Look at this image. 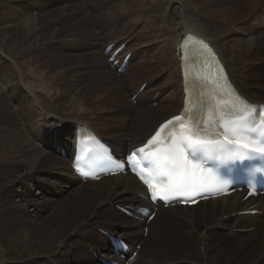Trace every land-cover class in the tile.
<instances>
[{
  "label": "bare ground",
  "instance_id": "bare-ground-1",
  "mask_svg": "<svg viewBox=\"0 0 264 264\" xmlns=\"http://www.w3.org/2000/svg\"><path fill=\"white\" fill-rule=\"evenodd\" d=\"M12 1L15 2V0ZM16 1L17 3L15 5L14 2H12L14 9L18 10L17 12L12 13L13 20H11V15L8 14L10 15L9 17H11L10 20L12 22L10 26L12 27L11 29L17 32L23 31L24 34H20V37L25 41L23 42L24 46L22 48L15 46L7 53L9 55L12 54L16 59H20L21 63H23L22 66L30 72V68L25 64L30 58L24 56L30 54L31 51L29 52V50L33 41L37 43V40H35L37 37L35 33L38 20L37 17L44 15L48 12V9L53 10L54 3L50 0L42 2L39 0V13L36 17L32 12L33 6L30 8V5L23 3L22 0ZM30 1L33 3L32 0ZM108 1L109 0H106V3H108ZM146 1L152 3L159 1L161 3L165 2L167 4L166 12L169 19L167 22L168 24L166 23L167 30H165L163 37L160 40L156 37V41H159L160 44V57L157 55L159 60L155 63V66L153 65L146 73L150 74L151 72L158 70L156 74H152L153 76L158 77L165 73L168 66H171V76L170 78L168 77V81L162 82L164 84L159 86L157 90L160 92L159 96L154 98L152 102L155 103L156 101V105L163 101L172 103L171 99L173 96L170 92L172 86L173 90L177 91L176 94L179 101L173 107H160L163 108L161 110H158L159 107H155L148 108L145 111H136L137 116L135 120L134 115L136 112L133 113V105H129L124 109L122 108V110H116L117 108H115V106H118L117 101L119 100V98L114 95L119 86L117 79L118 77L127 76L128 72L133 69V63L130 64L123 73H113L108 58L115 49L121 45H125L126 49L124 50L123 56L131 54L133 57L132 60L135 59V50H137V48L133 47L134 49H132L128 40L119 43L113 48L112 52L106 55L104 54V49L115 41L107 43L103 47L101 54L96 55L98 67L94 62L95 60L90 61V65H88L90 68L96 69L93 72L94 74L92 77L101 82V87L98 86L96 91L93 90L94 95L88 98L86 102L94 105H97V103H104L103 108L100 105V110H96L97 112H93L91 113L92 116H89L92 119H101L107 123L109 122L113 124V126L117 128L116 135L119 134L118 137L120 138H125L128 129V122L134 120L133 126L137 123L141 128L136 133L138 134L136 135L137 137L132 138L130 147L126 145L127 143L114 142L103 137L100 128L92 121L87 120L86 118L88 117L85 118V116L81 114V111L80 113L77 110L76 112H70V114H64L63 112V114L59 115L52 114L50 109L53 106V103H51L52 100L48 98L42 99L41 103H38L36 100L42 110L38 109L34 114L26 111L24 114L20 106H16L10 110L7 102V94H5L6 88L12 87L16 89L19 87L16 86V83H21L25 85L20 86L24 88L25 94L29 92L35 97L31 90L37 85V82L34 80V78H36L34 74L38 71H31L27 74L32 80L25 81L24 77L26 76H21L20 74L18 76L13 72H10V69H7L9 66L7 60L0 59V264H103L101 262L102 260H107L109 262L115 261L118 264H141L143 262L147 264H264V196L258 195L256 198L249 197L243 199L242 193L235 192L221 199L200 201L195 206L175 205L173 207L164 208L161 205L154 206L148 200H145L142 197V195H145L144 187L133 175L128 173L102 177L99 180V183L109 182L110 184L93 188L90 196L95 207L88 215L79 216L77 218L78 221L73 224V226L67 227L62 225L65 223L64 222L58 226L52 228L49 227L47 236L36 240L35 244L33 240L30 241L27 234L21 237L22 234L29 232L27 231L29 229V224L31 226L37 225L40 222V219H38L39 215H47L51 206H53L55 202L62 200L67 193L72 190L77 191L78 188L80 189L88 183H95V181H80L74 175L71 168L75 140L78 134L81 135V132L77 133L79 126H87L93 130V134H96L104 143L111 147L116 154H128L133 149L142 146L162 122L180 114L190 99L192 101L189 102L188 108L198 121L201 120L203 111L206 108L210 111L214 110L215 103L213 100H217L219 95L213 94L212 87L203 83H198L197 87H192L190 84L188 86V83L185 81L186 77L190 80V76H193L190 63L194 59H187L186 57V53L184 52L185 47L181 46L184 37L188 39L187 44L194 42L191 38L192 35L208 42L214 48L223 64L225 71L235 88V90L233 89L234 93L238 94L239 97L247 99L254 105L259 103L264 104V96L262 95L264 90L261 89L260 86L252 84L255 82L259 83L262 79L260 71L264 70L262 69V66L264 65V51L258 48L256 43L258 37H255V32H257L259 28H264V18L263 16H258L255 19L253 18L255 13L260 12V7H264V0H241V6H238V8L236 7L237 9L234 12L227 8L226 11L222 10L224 6L227 7V5L229 6L230 4L226 2L227 0H222V3L220 4L221 11L215 13L211 10L212 8H208L205 10V13H203L204 17L200 16V18L197 17L198 15L195 11L192 9L190 10L187 6L185 7L177 0ZM202 1L203 0H201V2ZM77 2H79V6L81 7H85V5L88 4L93 8L92 0H77ZM231 2H235L236 5L239 4L236 0H232ZM204 3L211 4L210 0H204ZM71 4L73 3H70V5ZM32 5L36 6L35 4ZM193 5L194 3H192V6ZM117 6L119 5H116V7ZM17 7L19 8L17 9ZM62 7L64 8V6ZM231 7H233V4ZM231 7L230 9H232ZM147 8L148 7L146 6V9ZM244 8L250 9V12L246 14ZM106 10H108V6L106 7ZM142 12H145V9ZM151 12L152 11L150 10V15ZM86 13H88V11ZM5 14L2 16L5 17ZM145 14L146 13H144V15ZM6 17L8 18V16ZM148 17L147 13L144 16V19H142L145 21ZM208 18H213L215 21V25H213L215 30H208L206 24L203 23L206 22V20H209ZM3 19L4 18L1 20ZM56 20L57 18L55 21ZM9 21L7 19V23H9ZM130 21L133 22L132 17ZM244 23H246L245 30L242 27ZM239 30H243L242 34H244V31L248 34L243 40L246 42V46L254 51L252 55L259 65L257 68V72L260 73L259 77L255 75L254 68L248 63L246 55L241 49L243 46L238 44V39H240L238 35V33H240ZM86 34L88 33L86 32ZM76 39H78V37ZM81 39L82 37L80 40ZM88 39L92 38H87V40ZM50 40L51 39H49V41ZM72 41L74 40L72 39ZM227 45L229 46L231 56L238 60V68H236V64L235 69H232V65L229 61L230 59H226V56L223 54V47ZM166 47L168 49H166ZM138 49H140V47H138ZM0 55L2 56L1 53ZM182 55L183 59L181 58ZM139 60H141V63L144 62L146 58L142 56ZM153 60L154 59H152V61ZM12 63L13 61L10 60V65ZM84 66H86L87 69V65ZM55 73H58L57 76L60 78L67 74L65 71ZM38 74L39 73H37V77ZM41 75L44 77L46 72L41 71ZM53 76L54 75H52V78ZM236 76L241 78L240 81L236 82L232 78ZM253 76H256L257 78L248 80L244 79V77L251 78ZM191 83L194 84L193 82ZM1 84H4V86ZM95 84L98 85V83ZM140 86L141 85L138 86L134 93L137 94ZM41 87L42 88L39 89L41 96L48 97L50 93L46 90L47 88H43V85ZM29 88H31V90ZM191 88L192 92H190ZM242 89H246V92L243 93ZM33 91L36 92L35 90ZM103 91L105 92L104 95H102ZM108 91L110 92V95L113 96L112 98L114 99V102L111 101L112 98L109 99L107 97L106 93ZM149 92L150 88L146 85L142 92L137 94L136 101L146 102V94ZM79 93L75 95H79ZM179 93L181 95H179ZM27 95L28 94L25 96L28 97ZM36 95L38 97L37 93ZM14 96L15 95H12L11 100ZM65 96L64 98H66ZM22 97L23 95H16L15 99L20 101L22 100ZM107 98L108 100H106ZM194 99H197L199 104L194 102ZM38 100L40 101L39 97ZM83 101L84 99L80 102L82 103ZM106 101L111 102L112 106L107 105L105 103ZM73 105L75 104H72V106ZM97 107L99 106L97 105ZM139 108L140 107L138 106V109ZM120 111L122 112L119 113ZM151 111H156L157 113L151 115ZM108 113H112V116H104ZM167 113L170 114L164 116ZM161 115L165 117L163 118L164 120L161 119L163 117ZM157 120L158 122L146 136L139 135L144 131L142 130L143 128L151 125L153 122L155 123ZM77 122L84 123L85 125ZM111 136L113 135H110V137ZM138 138H142V141ZM62 151H65L68 155L63 157L59 154ZM142 207L147 208L150 211V214L155 213L150 221H148V218L140 217L134 213L135 209ZM189 208H193V210ZM195 209H197V215L193 212ZM253 211H257L258 214H250V212ZM162 212L163 217L158 219H164L163 222L160 221L161 226H165L167 223L169 224L166 225V230L163 232V236H161L159 241L156 242L157 246L150 245L151 250L156 252V256H151L149 250L144 248V245L146 241L149 240L150 229L155 225L154 220L157 216L161 215ZM13 216L17 217L15 218ZM18 224H25V226L20 229L19 235L16 238L14 237V239L10 240L9 226H15ZM205 224H207L205 228L201 229V225ZM209 232L224 234L213 235L209 234ZM106 235H112L121 239L130 248V252L126 255L124 260L113 253L112 245ZM214 236H218L217 239H213ZM151 243H153V240ZM134 252H136V256H133ZM94 254L97 255L96 260L93 256Z\"/></svg>",
  "mask_w": 264,
  "mask_h": 264
},
{
  "label": "rangeland",
  "instance_id": "rangeland-1",
  "mask_svg": "<svg viewBox=\"0 0 264 264\" xmlns=\"http://www.w3.org/2000/svg\"><path fill=\"white\" fill-rule=\"evenodd\" d=\"M32 1H33V3L30 0L29 1L22 0L23 3L30 5V8L33 6L32 12L37 17V15L39 13V8H38L39 7V0H38V2H37V0L36 1L32 0ZM42 1H45V0H40V2H42ZM50 1H52L54 3L53 10L48 9L47 10L48 12H46L44 15H40L39 17H37L38 18V20H37V27L38 28L36 27V29H35L36 32L34 31L37 35V37L35 38V40H37V43L35 41H33V44L31 45L30 50H29V52L31 51L30 54L24 56V57L30 58V60L25 63L27 65V67L30 68V72L31 71H34V72L38 71L37 73H39L38 74L39 78L37 77V73L34 74L36 76V78H34V80L37 82L36 83L37 85H35L33 87V90H35L36 92H34L33 90H31V88H29L31 90V92L35 95L36 98L33 97L29 92L26 93V94H28L27 95L28 97H26L24 88L20 87L22 85L23 86H25V85L21 84V83H16V86H19L18 88L15 89L12 87H7L5 90L6 91L5 94H7V102H8L9 107H10L9 109L12 110L14 107L20 106L21 109L23 110L24 114H25V111L34 114L38 109L42 110L40 108V106L37 104V101H38V103L39 102L41 103L42 99L48 98V99H51L52 100L51 103H53V106L50 109V112L52 114H54V115L55 114L59 115V114H63V113L64 114L65 113L70 114V112H76L77 110L80 113V111H81V114L84 115L85 118L88 117V118H86L87 120L92 121L95 125H97L100 128V131H101V134L103 137L108 138L109 140L114 141V142H123L125 144L127 143L126 145L128 147H130L131 142H132V138L137 137L136 135H138V134H136V133L141 128L137 123L133 126L134 120L136 119L138 111H145L148 108H155V107H159L158 110H161L163 108H160V107H166V106L173 107L179 101L177 94H176L177 91H174L173 86H172L171 91H170L171 95L173 96L171 99L172 103H167V102L163 101L160 104L156 105L157 104L156 101H155V103L152 102L154 98L159 96L160 92L157 90H158L159 86L164 84L162 82H166L169 80V78L171 76V71H170L171 66H168L165 73L163 75L158 76V77H155L152 75L153 73L156 74L158 70L155 72H151L150 74L146 73L147 71H149L151 69V67L153 65L155 66V63L159 60V58H157L158 57L157 55H159V57H160V47H159L160 44H159V41L158 42L156 41V39L158 38V40H160L163 37V35L165 34V30H167L166 29L167 24H168L167 22L169 20L167 12H166L167 11L166 10L167 4L165 2L161 3L160 1L152 3V2L146 1V0H109L108 3H106V0H92V7L93 8H91V5H88V4L85 5V7L79 6V2H77V0H75V1L74 0H50ZM177 1H179L185 7L186 6H187V8L189 7L190 10L192 9L193 11H195L198 15L197 16L198 18H200V16L204 17L203 13H205V10L208 8H212L211 10L215 13L221 11L220 4L222 3V0H210L211 4L204 3V0L202 2H201V0H177ZM182 1L183 2L185 1V2L183 3ZM188 1H189V3H188ZM231 1L227 0L226 2H228V4L232 3L233 7H231L232 4L231 5L229 4V6L227 5V7L224 6L222 10L226 11L228 9V10H232L234 12L238 8V6H241V0H236L239 3L238 5H236L235 2L233 3ZM1 2H2V4H1ZM12 2H14V1H12V0H8V1L7 0L6 1L0 0V17L3 14H5L6 11L7 12L5 15L8 16V18L6 16H5L6 17L5 18V17H3L4 16L3 15L0 18V39H3V40L5 39L4 40L5 42L3 40H0V42H1L0 43V53L2 54V56L0 55V59H6L7 60V64L9 65L7 67V69H10V72H13L15 75H18V76H19V74L21 76H26V77H24L25 81L26 80L29 81V80H32L31 77L27 76V74H29L30 72H28L26 70V68L24 66H22L23 63H21L20 59H16L12 56V54L9 55L7 53L10 51V49L12 47L18 46L19 48H22L24 46L23 42L25 41L24 39H22V37H20V34H22V35L24 34L23 31L17 32L15 30L11 29L12 28L10 26L12 23L11 20H13L12 13H15L18 11L16 9H14V6H12L13 5ZM16 3H17V1L15 0L14 5ZM37 3H38V5H37ZM70 3H73V4L70 5ZM74 3H75V5H74ZM142 3H144V4H142ZM186 3H188V4H186ZM192 3H194L193 6H192ZM195 3H197V4H195ZM32 4H35L36 6H34ZM189 4L191 7L189 6ZM203 4H205V5H203ZM116 5H119V6L116 7ZM22 6H20V7H22ZM60 6L61 7L64 6V8L63 7L61 8ZM107 6H108V10H106ZM146 6L148 7L147 9H146ZM9 7L11 8V10ZM114 7L116 10L114 9ZM230 7L232 9H230ZM18 8L19 7H17V9ZM2 9H3V11H2ZM144 9H145V12H142V11H144ZM244 9H245L246 14H248L250 12V9H246V8H244ZM4 10H6V11H4ZM57 10H59V11H57ZM86 10L88 11V13H86L87 12ZM150 10L152 11L151 15L149 14ZM202 10H204V11H202ZM9 12H11V13H9ZM73 12H75V13H73ZM82 13H83V15L84 14L85 15L83 16ZM144 13H146V14L148 13V16H149L147 18V20H145V21L143 20L144 16L146 15V14L144 15ZM258 13L254 14V16H253L254 19L257 18L258 16H263V18H264V7H260V12H258ZM8 14L11 15V17H12L11 20H10L11 17H9L10 15H8ZM141 14H143V15H141ZM63 15H64V17H63ZM105 15H108V16H105ZM61 16H62V18H61ZM103 16H104V18H103ZM131 17H132L133 22L130 21ZM2 18L5 19V20L3 19L5 22L3 20H1ZM56 18H57V20L55 21ZM102 18H103V20H102ZM7 19H8V21L10 20L9 23H7ZM208 19L209 20H206V22H203V23L206 24V27L208 30H215L214 26H213V25H215L214 24L215 21L213 20V18H208ZM254 19H252V20H254ZM134 21H135V23H134ZM207 22H208V24H207ZM5 23H7L8 25ZM237 25H240V24H237ZM86 26L88 27V29ZM242 27L245 30L246 29V23H244V25ZM49 28L51 29V32H50ZM86 32L90 35L86 34ZM239 32L240 33H238V35H239L240 39H238L239 40L238 44H241L243 46V48H241V49L244 51L248 63L254 68L255 75L259 77L260 73L257 72V68L259 67V65L257 64L256 60L254 59V56L252 55L254 51L252 49H249L245 44L246 42L243 40L244 38H246V36L248 34L246 31H244V34H242L243 30H239ZM51 33H54L55 35L51 34ZM144 33H146V34H144ZM255 33H256L255 37H258V39L256 41L258 48L261 49L262 51H264V28L263 27L259 28L258 31ZM85 34H86L87 38H92V39L87 40V38L85 37ZM2 35H4V36H2ZM51 36H53L54 38ZM77 37H78V39H76ZM81 37H82V39L80 40ZM83 38L84 39L86 38V39L84 40ZM49 39H51V40L49 41ZM72 39L74 41H72ZM126 40L129 41L132 49L137 48V50H135L136 54L134 52L135 59L132 60L133 57L131 55V63H130V64L133 63V69L135 71L132 69L130 72H128L127 76L118 77L117 82H118L119 86L117 87V89H116L117 91H115L114 95H116L117 98H119V100L117 101L118 106H115V108H117L116 110H122V108L124 109V108L128 107L129 105H133V107H134L133 113L136 111L137 112L134 115V120H130L128 122V125H127L128 129H127V134H126L125 138H120V137H118L119 134L116 135L117 128H115L113 126V124H111L109 122L107 123L106 121H103L101 119H95V118L92 119L90 117V116H92L91 113H93V112L95 113L98 110H100L101 106L103 108L104 103H97V105L99 106V107H97L96 104L95 105L94 104H88L86 102L88 98H90L94 95V91H96V88L98 86L101 87V82L98 81L96 78L92 77V75L94 74L93 72L96 69H92L88 65H90V61L95 60L94 62L96 64V66L98 67V61L96 59V55L101 54L103 47L107 43H109L111 41L112 42L115 41L114 42V44H115L114 48H115L119 43L124 42ZM61 41H63V42H61ZM4 44L6 45V49H5ZM128 44H127V46H128ZM138 47H140V49H138ZM166 49H168V48L166 47ZM155 50H156V53H155ZM157 51H158V53H157ZM123 53H124V51L122 52V55H123ZM223 54L226 56V59H228V58L230 59V60L229 59L228 60L230 61L231 65H232L231 66L232 69H235L236 64H237L236 68L239 67L238 60L235 57L231 56L228 45L223 47ZM80 55H81V57H80ZM142 56H144L146 58V60L144 62L140 63L141 60H139V58ZM152 59H154V60L152 61ZM10 60L13 61V63L11 65H10ZM84 65H87V69H86V66H84ZM262 69H264V65L262 66ZM66 70L69 72H67ZM41 71L46 72V75L44 77H42ZM59 71H65L67 74L63 75V77L60 78L59 76H57L58 73H55V72H59ZM81 71H84V72H81ZM112 71H113V73H117V72H115L114 69H112ZM169 71H170V74H169ZM260 72H261V76H262V79L259 81L260 84L258 82L257 83L255 82L252 84H256L257 86H260V88L264 90V70L260 71ZM52 75H54L53 78H52ZM256 76H253L251 78H245L244 77V79L248 80V79L257 78ZM232 78L236 82L240 81V79H241L239 76L232 77ZM81 83H83V84H81ZM95 83H98V85H96ZM1 85L4 86V84H1ZM40 85L41 86L43 85V88H45V89L47 88L46 90L50 93L48 95V97L41 96V94L39 93V89L42 87ZM139 85H145V86L147 85L150 88V92L148 94H146L147 95L145 98L146 102H144V101L143 102H137L136 98H134V96H136L138 93H141L139 90L137 91V94L134 93L137 90ZM65 90H68V91H65ZM92 91H93V93H92ZM242 91H243V93H245L246 89H242ZM36 93L38 94L40 101L38 100ZM77 93H79V95H75ZM104 94H105V92L103 91L102 95H104ZM12 95H15V96L16 95H23V97H22V100H20V101L16 100L15 96L11 100ZM106 95L109 99L113 97L110 95L109 91L106 93ZM179 95H181V94L179 93ZM262 95L264 96V92H262ZM50 96H51V98H50ZM64 96L66 98H64ZM40 97H42V98H40ZM82 98L84 99V101H83L84 103L80 102L83 100ZM108 98L106 100H108ZM76 99L77 100L79 99L78 100L79 102ZM64 100H65V102H64ZM111 101L114 102V99L112 98ZM70 103L75 104V105H73L74 108H73L72 104H70ZM105 103L109 106L111 105V102L106 101ZM78 104L80 105V107ZM69 105H71V106H69ZM84 105H86V106H84ZM138 106L140 107L139 109H138ZM121 112L122 111H120L119 113H121ZM156 113H157L156 111L150 112L151 115H154ZM33 114H32V116H33ZM169 114L170 113H167L165 115L163 114V115L168 116ZM163 115H161V116H163ZM104 116L110 117V116H112V113H108L107 115H104ZM161 116H159V117H161ZM164 116L161 119L165 118ZM157 122H158V120L155 123L153 122V123H151V125L143 128L142 130H144V131L141 132L139 135L146 136L152 130V128L155 126V124ZM77 123H81V122H77ZM104 123H105V125H104ZM81 124L85 125L84 123H81ZM31 126H33V125H31ZM34 133H35V131H34ZM107 135H109V136H107ZM110 135H113V136L110 137ZM138 139L140 141H142V138H138ZM124 140H127V141H124ZM109 184H110L109 182L99 183V181H95V183H88V184L84 185L83 187H81L80 189L79 188H78V190L76 189L77 191H73V190L70 191L69 193L66 194V196L62 200H60L59 202H55V204L53 206L50 205L51 209L47 214L49 216L44 215V214H42V215L38 214L39 215L38 219H40V222L35 226H31L29 224V226H28L29 229L27 230L29 232L22 234L21 237H23L25 234H27L30 241L33 240L34 244H35L36 240L47 236L49 227L52 228V227L58 226L59 224H62L64 222L65 223L62 225H65L67 227L73 226V224H75L78 221L77 218L79 216L88 215L92 211V209L95 207V205L92 203V199L90 196L93 188L101 186V185L107 186ZM189 209L193 210V208H189ZM193 212L195 215H197V213H198L197 209H195ZM13 217H15V216H13ZM161 217H163V212L161 213V215L157 216V218L155 217L156 218L154 220L155 225L150 229V236L148 238L149 240H147L145 245H144V248H147L149 250V253L151 256H153V255L156 256L155 255L156 252L151 250L150 245L157 246L156 242L159 241L161 236H163V232L166 230V225L169 224V223H167L165 226H161L160 221L161 222L164 221V219L158 220ZM12 224H15V223H12ZM206 225L207 224L201 225V229L205 228ZM24 226H25V224H18L15 226H9L10 240L14 239V237L16 238L19 235L20 229L23 228ZM18 228H19V230H18ZM42 228H44V229H42ZM153 233H154V235H153ZM209 234L216 235V234H224V233L209 232ZM217 237L218 236H214L213 239H217ZM152 240H153V243H151ZM89 252H90V250H89ZM93 256L96 260L97 255L94 254ZM133 256H136V252L133 253ZM141 264H147V263L143 262Z\"/></svg>",
  "mask_w": 264,
  "mask_h": 264
},
{
  "label": "trees",
  "instance_id": "trees-1",
  "mask_svg": "<svg viewBox=\"0 0 264 264\" xmlns=\"http://www.w3.org/2000/svg\"><path fill=\"white\" fill-rule=\"evenodd\" d=\"M71 204V203H70Z\"/></svg>",
  "mask_w": 264,
  "mask_h": 264
}]
</instances>
